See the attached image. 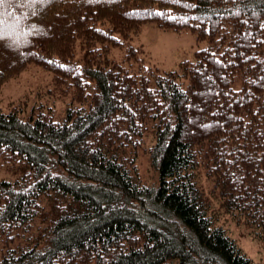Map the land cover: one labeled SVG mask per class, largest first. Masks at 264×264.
<instances>
[{"label": "trees", "instance_id": "trees-1", "mask_svg": "<svg viewBox=\"0 0 264 264\" xmlns=\"http://www.w3.org/2000/svg\"><path fill=\"white\" fill-rule=\"evenodd\" d=\"M146 25L208 46L169 72L110 59ZM30 64L72 106L0 111V264H257L194 170L264 231V0H0V88Z\"/></svg>", "mask_w": 264, "mask_h": 264}, {"label": "rangeland", "instance_id": "rangeland-1", "mask_svg": "<svg viewBox=\"0 0 264 264\" xmlns=\"http://www.w3.org/2000/svg\"><path fill=\"white\" fill-rule=\"evenodd\" d=\"M137 51L138 62L133 67H157L161 71L178 70L184 61H195V53L207 42L198 41L191 32L180 33L159 30L155 25H146L138 36L125 42L121 48L113 49L110 59L123 64L129 47ZM128 66V64H126ZM54 74L43 67L30 64L14 78L6 81L0 88V111L12 109L20 111L26 117L33 108L40 106L55 121H62L67 109L72 106L71 95L57 93L53 87ZM239 89V83H234ZM154 144L151 135L146 134L137 150V169L143 184L154 186L158 183L156 170L150 159V149ZM195 181L209 202L208 215L212 217L214 226L221 227L232 238L237 246L253 262L264 264V231L249 225L241 214L230 213L223 205V199L215 189L213 176L208 175L204 166L194 170ZM9 176L0 170V179ZM171 264H179L173 261Z\"/></svg>", "mask_w": 264, "mask_h": 264}, {"label": "snow or ice", "instance_id": "snow-or-ice-1", "mask_svg": "<svg viewBox=\"0 0 264 264\" xmlns=\"http://www.w3.org/2000/svg\"><path fill=\"white\" fill-rule=\"evenodd\" d=\"M190 6H193L194 7V5H190Z\"/></svg>", "mask_w": 264, "mask_h": 264}]
</instances>
